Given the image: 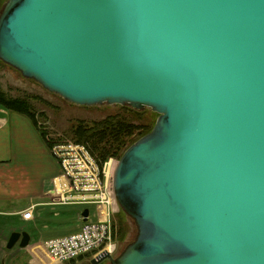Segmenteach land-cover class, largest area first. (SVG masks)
Segmentation results:
<instances>
[{"label":"water","instance_id":"95a60500","mask_svg":"<svg viewBox=\"0 0 264 264\" xmlns=\"http://www.w3.org/2000/svg\"><path fill=\"white\" fill-rule=\"evenodd\" d=\"M0 61L71 104L159 116L113 178L137 237L91 264H264V0H8Z\"/></svg>","mask_w":264,"mask_h":264},{"label":"rangeland","instance_id":"374dc122","mask_svg":"<svg viewBox=\"0 0 264 264\" xmlns=\"http://www.w3.org/2000/svg\"><path fill=\"white\" fill-rule=\"evenodd\" d=\"M7 1L8 0H2L0 3V13ZM0 88L13 98H25L30 100L38 115L39 126L41 127L39 128L48 134L47 139L51 142L48 148L50 154L60 166L61 175L65 173L68 174V172L73 174L71 175L73 176L71 180L75 190L72 191L73 193H68L66 195L67 199L72 198V200L66 199L68 203L62 204V198L60 197L59 200L54 201V204L58 203V205L53 206L54 208L43 209L44 211L39 213L42 218L41 221L34 219V223L23 224L21 226L24 230L17 232H25L30 235V246H33L35 243V246H42L46 250L45 243L47 240L64 238L77 233L81 229L83 221L82 212L85 209L90 210L92 217L95 215L98 206L97 203L98 201L100 202V200L95 198L90 201L91 199H89V197L92 195L97 197L100 191L86 189L88 188V180L90 179L80 167L84 166V169L87 167L93 168H88L89 171L87 172L93 170L95 174L97 173L100 189L103 192L108 191V197H110L111 185L106 175L110 171L111 163H117L121 159L118 157H110L102 164L100 160L96 159V156L88 146L77 143L76 140L73 139V127L81 122L92 125L95 122H101L111 117L125 118L135 125H143V128L137 129L134 136L132 135L130 137L129 140L133 142L139 138L140 132L145 129L148 131L149 127L155 126L159 116L148 108L142 111H132L130 107L124 108L127 106L119 105L111 106L104 104L93 107H82L71 104L62 97L48 92L37 82L24 78L20 72L1 61ZM85 165H87V167ZM72 167H75V169ZM77 182L78 188H76ZM87 191L93 192L88 193ZM114 203L113 198L111 205L114 206ZM54 211L57 216H55ZM114 211L115 212L111 214L110 223L112 227V241L115 246V252L112 257L116 258L135 241L137 237V228L134 221L121 210L119 205ZM36 257L37 262H34L35 264H52L48 259L49 257L47 260L42 258V255H37ZM9 258H12V256ZM26 258L20 257L18 263L28 264L29 258ZM91 258L92 255H90L89 258L76 260L72 264H91ZM103 264L109 263L104 262Z\"/></svg>","mask_w":264,"mask_h":264},{"label":"crops","instance_id":"0c3cea01","mask_svg":"<svg viewBox=\"0 0 264 264\" xmlns=\"http://www.w3.org/2000/svg\"><path fill=\"white\" fill-rule=\"evenodd\" d=\"M60 177V166L34 122L0 106V264H19L20 257L35 264L37 255L47 260L45 248L34 242L27 249L7 246L13 233L24 230L21 225L34 223L23 219L24 211L33 208L35 220L41 221L39 213L56 206L62 194Z\"/></svg>","mask_w":264,"mask_h":264},{"label":"built area","instance_id":"2783aa9c","mask_svg":"<svg viewBox=\"0 0 264 264\" xmlns=\"http://www.w3.org/2000/svg\"><path fill=\"white\" fill-rule=\"evenodd\" d=\"M85 166L87 167V165ZM72 168L75 169V167ZM88 168L90 167H87L86 169H84V166L80 167V169H82L90 179L88 180V188L86 189L100 191V194L97 197L92 195L89 197V199L92 201V199L96 198L100 200V202L98 201L97 203L98 206L96 208L94 217H92L90 214L88 221H83L82 227L77 233L64 238L53 239L45 243L49 261L52 264H68L72 261L78 260L80 257L87 255H92L91 259H94L102 253H109L112 256L115 252V246L113 245L112 241V227L110 223L111 214L115 212L114 208H112L113 205H111L114 198V189L112 187L113 178L109 171L106 177L108 178V182H110L111 185V194L110 197H108V191L103 192L100 189L101 187L98 182L97 173L95 174L93 170L91 171L92 173L87 172L89 171ZM71 175H73L71 172H68V174L65 173L61 175L59 179L60 181H58L62 183V189H60L62 193L60 197L62 198L63 202L60 203L62 204L68 203V201H66V195L68 193H73L72 191L75 190L71 180L73 176ZM78 182L76 188H78ZM87 192L91 193L90 191ZM70 199L72 200V198H68L67 200ZM54 205H58V203ZM23 219L28 222L34 221L35 217L33 208L24 211Z\"/></svg>","mask_w":264,"mask_h":264},{"label":"trees","instance_id":"16d2710c","mask_svg":"<svg viewBox=\"0 0 264 264\" xmlns=\"http://www.w3.org/2000/svg\"><path fill=\"white\" fill-rule=\"evenodd\" d=\"M1 2L2 0H0V3ZM0 106L7 111L15 112L31 119L36 128L40 130L39 132L47 146L51 145L50 140L47 139L48 134L40 129L38 115L30 100L25 98H13L0 88ZM139 128H143V125H135L125 118L111 117L101 122H95L92 125H87L83 122L75 125V127H73V139H75L77 143L88 146L96 156V159L100 160L103 164L110 157L121 158L131 145L143 136L146 137L153 127H149L148 131L145 129L140 132L139 138L132 142L129 139L132 135L134 136L135 131ZM89 257L90 255H87L80 257L78 260ZM72 263H74V261L68 264Z\"/></svg>","mask_w":264,"mask_h":264},{"label":"bare ground","instance_id":"6f19581e","mask_svg":"<svg viewBox=\"0 0 264 264\" xmlns=\"http://www.w3.org/2000/svg\"><path fill=\"white\" fill-rule=\"evenodd\" d=\"M119 162L117 163H111V168H110V175H112V178H114V174H115V170L117 168V165H118ZM61 186H62V183H60ZM112 187H113V182H112ZM115 194H114V202H115V205L118 207V204L116 203L117 201L115 200Z\"/></svg>","mask_w":264,"mask_h":264}]
</instances>
